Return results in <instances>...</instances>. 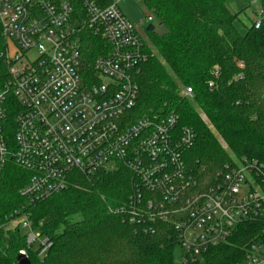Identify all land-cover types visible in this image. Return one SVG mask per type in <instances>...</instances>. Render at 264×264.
Instances as JSON below:
<instances>
[{
  "label": "built area",
  "instance_id": "built-area-1",
  "mask_svg": "<svg viewBox=\"0 0 264 264\" xmlns=\"http://www.w3.org/2000/svg\"><path fill=\"white\" fill-rule=\"evenodd\" d=\"M119 4L0 0L8 61L0 88V180L16 165L30 176L19 194L37 203L69 189L75 174L126 169L131 194L113 213L145 230L170 223L187 263L226 243L236 225L264 220V164L227 165L214 185L201 189L185 160L195 144L193 129H180L174 113L131 122L140 93L135 72L146 59L142 30L154 17L135 25ZM258 15L256 29L263 11ZM86 32L110 47L88 79L82 75ZM183 95L192 97V89ZM20 220L29 231L28 249L40 241L43 259L52 243L35 235L26 215ZM19 255L29 258L26 249ZM243 264H264V243L253 245Z\"/></svg>",
  "mask_w": 264,
  "mask_h": 264
},
{
  "label": "trees",
  "instance_id": "trees-1",
  "mask_svg": "<svg viewBox=\"0 0 264 264\" xmlns=\"http://www.w3.org/2000/svg\"><path fill=\"white\" fill-rule=\"evenodd\" d=\"M229 1L143 0L164 32L146 31L149 43L135 72L140 93L131 122L174 113L180 129H193L195 144L185 160L201 189L214 185L227 165L244 159L264 164V18L259 29L253 24L243 35ZM260 4L264 13V0ZM81 42L82 75L96 77L94 62L110 47L89 32ZM6 51L0 31V88L8 80ZM186 88L192 97L181 95ZM29 177L11 163L0 180V264H18L25 249L31 264H243L253 245L264 243V220L241 223L226 243L184 263L170 223L145 230L113 213L131 194L128 170L101 171L92 178L75 174L69 189L37 203L19 194ZM25 215L33 231L52 243L43 259L28 249L20 224L10 227Z\"/></svg>",
  "mask_w": 264,
  "mask_h": 264
},
{
  "label": "rangeland",
  "instance_id": "rangeland-1",
  "mask_svg": "<svg viewBox=\"0 0 264 264\" xmlns=\"http://www.w3.org/2000/svg\"><path fill=\"white\" fill-rule=\"evenodd\" d=\"M109 2H114L115 0H108ZM107 1V2H108ZM106 2V0H105ZM103 2V4L105 3ZM120 9L124 13V15L135 25L139 24L141 21H143L146 17V15H150V13L147 11V9L144 6L143 0H120ZM228 8L233 14H239V17L236 21V27L239 30L241 34H245L248 29L252 27L254 24V21L256 18H259V12H261V4L260 0H230L228 2ZM153 26L155 27V32L157 34H162L164 32L163 27L160 26V23L154 18V21L151 24H147L144 29L142 30L145 34V40L147 43H149V36L146 33L148 27ZM187 89V88H186ZM183 89L181 92V95H183V92L186 90ZM135 117V115L130 116L131 120ZM201 117L203 121L210 126V122L207 119V117L204 114H201ZM220 143L222 144V147L226 150H228L227 144L221 139ZM231 159L233 162H237V158L234 155H231ZM21 223V220H16L14 223L10 226L12 229L16 228ZM29 231L27 230H21V233L23 235L28 234ZM35 235H41L40 232H35ZM44 240L41 239V241ZM41 249V242L38 241L33 247V251L35 253H38V251Z\"/></svg>",
  "mask_w": 264,
  "mask_h": 264
},
{
  "label": "water",
  "instance_id": "water-1",
  "mask_svg": "<svg viewBox=\"0 0 264 264\" xmlns=\"http://www.w3.org/2000/svg\"><path fill=\"white\" fill-rule=\"evenodd\" d=\"M160 26H162V25H160ZM148 31L154 32L155 27H153V26L148 27ZM17 263L18 264H31V261L29 260V258L27 256L19 255L17 257Z\"/></svg>",
  "mask_w": 264,
  "mask_h": 264
}]
</instances>
